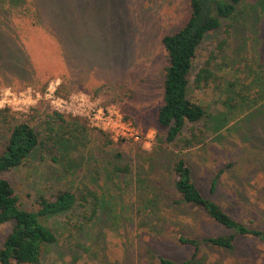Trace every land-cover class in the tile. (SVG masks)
<instances>
[{
	"label": "rangeland",
	"instance_id": "rangeland-1",
	"mask_svg": "<svg viewBox=\"0 0 264 264\" xmlns=\"http://www.w3.org/2000/svg\"><path fill=\"white\" fill-rule=\"evenodd\" d=\"M44 2L0 0V55L9 64L0 65V89L20 90L22 84L59 76L51 79L63 80L64 91L76 89L69 94L80 91L113 104L141 137L109 135L113 144H108L84 118L71 119L60 128L70 139L66 150H37L0 173L27 210L36 208L40 195L60 189L89 193L84 207L47 219L56 241L43 247L38 264H157L158 255L192 264H264V243L248 235L239 236L231 250L206 245L193 257L192 247L178 242L179 234L204 237L228 230L200 210L172 204L178 195L171 172L173 159L184 158L205 197L233 218L264 229V14L250 8L264 0H244L226 31L211 32L200 44L187 95L206 111L201 123L207 136L180 153L163 142L156 114L167 65L161 38L184 24L188 0H54L64 48L48 31ZM18 56L24 63L20 72L10 62ZM206 58L212 59L210 81L197 89L193 75ZM30 107L46 106L38 100ZM8 127L0 122V151ZM117 164L129 171H115ZM9 229L10 224L0 225V244Z\"/></svg>",
	"mask_w": 264,
	"mask_h": 264
},
{
	"label": "trees",
	"instance_id": "trees-1",
	"mask_svg": "<svg viewBox=\"0 0 264 264\" xmlns=\"http://www.w3.org/2000/svg\"><path fill=\"white\" fill-rule=\"evenodd\" d=\"M243 2L244 0H188L190 11L184 24L161 38L167 65L162 74V102L156 114V121L164 130L163 142L173 147L177 153L202 144L207 136L201 123L206 111L202 104L192 101L187 95L198 48L207 34L222 27L226 31V27L231 25ZM262 5L261 7L251 5L250 8L256 15L258 11L264 14V3ZM59 8L54 0L44 2L43 10L50 18L48 31L56 41H59L60 47L64 48L65 42L60 35L58 24ZM7 62L8 59L3 54L0 55V65L6 67L9 65ZM10 62L21 68L18 72L23 71V61L19 56L15 60L10 58ZM211 63L212 59L206 58L199 65L193 75L192 84L195 88L202 89L209 84L212 74ZM72 68L76 70L74 65ZM52 77L59 76H50L42 83L40 80L31 81L17 88L32 87L43 90ZM6 85L12 86V84ZM63 89L64 81L61 80L59 94L64 96L76 90L68 92ZM256 101L254 99L253 104ZM247 106L249 109L252 104ZM29 111L31 113L14 111L8 107L0 108V122L9 125L5 146L0 151V173L20 166L37 150L42 149L48 154H53L59 147L62 148L61 152L66 150L70 139L64 137L65 133H62L60 128L65 126L68 120L72 119L76 122L80 120V117L51 110L48 106L42 110L31 107ZM124 117L126 120L130 119L125 115ZM93 129L102 135L106 143L113 144L107 132ZM114 170L126 173L129 167L117 164ZM171 172L173 186L178 195L172 204L200 210L228 230L225 234L204 237L179 234L178 242L191 246L193 257H196L206 245L231 250L239 236H252L264 243V229L233 218L218 202L201 193L184 158L177 156L173 159ZM217 179L218 174L210 184L212 193L215 191ZM88 195L89 193L81 191L76 193L69 189H60L49 196L40 195L36 201V208L27 210L18 204V198L10 181L0 176V225L10 224V229L0 244V264H38L43 247L56 241L55 232L47 224V219L53 215L65 214L78 204L84 207L88 203ZM157 264H192V260L177 262L158 255Z\"/></svg>",
	"mask_w": 264,
	"mask_h": 264
},
{
	"label": "built area",
	"instance_id": "built-area-1",
	"mask_svg": "<svg viewBox=\"0 0 264 264\" xmlns=\"http://www.w3.org/2000/svg\"><path fill=\"white\" fill-rule=\"evenodd\" d=\"M60 84L59 79H50L43 90L32 87L0 89V108L27 111L42 100L51 110L84 118L91 127L107 132L115 140L140 139L139 129L131 120L124 119L113 104H103L80 91L63 96L59 94Z\"/></svg>",
	"mask_w": 264,
	"mask_h": 264
}]
</instances>
